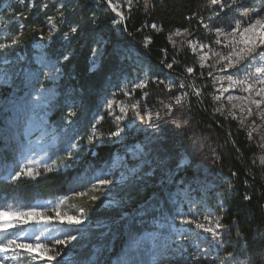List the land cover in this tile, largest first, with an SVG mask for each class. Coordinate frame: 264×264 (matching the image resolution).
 <instances>
[{
    "label": "rangeland",
    "instance_id": "1",
    "mask_svg": "<svg viewBox=\"0 0 264 264\" xmlns=\"http://www.w3.org/2000/svg\"><path fill=\"white\" fill-rule=\"evenodd\" d=\"M21 1L0 0V27L4 25L0 44L5 45L0 49V180L11 182L49 171L75 172L67 189L55 197H38L28 202L0 193V212L8 213L0 218V225L5 221L14 225L0 231V244L16 240L36 249L28 253L10 248L0 252V261L3 264H47L54 244H59L62 254L69 256L75 247L102 233L100 220L93 219L91 211L73 199L86 195L94 201L103 199L95 212L115 206L123 209V215H127L129 209L136 210L133 223L139 228L123 239L120 249L113 253L112 264H249L245 258H232V249L224 252L226 204L220 184L227 179L215 178L208 168L198 176L188 175L189 158L183 150H180L177 167L165 171V158L159 150L155 151L157 146L153 147V141L160 137L157 128L160 114L155 100L148 101L152 85L164 82L168 88L180 87L175 101L188 99L196 95V91L189 88L184 78L175 76L168 66L157 70L145 50L132 38H127L129 44L114 41L113 33L123 34L122 17L118 12L122 13L124 6L130 8L138 0H131V4L127 0H106L111 8L118 5L115 17L106 18L110 31L91 32V70L99 67L102 55L108 51L117 54L121 61V71L106 81L101 92L90 91L96 103L93 110L85 109L81 86L64 87L71 81L69 77L66 82L63 79V63L70 56L72 46L68 32L61 34L62 23L67 20L65 15L49 16V36L46 40L41 37L34 41L32 57L15 48V41L9 38L12 31L7 26L6 13L13 3ZM54 1L59 8L65 2ZM245 2L251 10L264 7V0ZM247 19L248 16L237 20L231 27L207 29L205 34L174 28L168 36L174 45L187 43L197 54L199 64L210 68L215 83L212 98L217 110L247 126L259 148V162L264 166V92L257 95L264 87L257 82L261 76L258 69H264V58L253 53L233 66H229L228 59L232 53L231 31L237 22L243 26ZM69 26L76 28L74 23ZM153 28L161 29L158 25ZM217 29H223L224 33L218 34ZM177 31L180 35L175 34ZM55 36L61 39L58 47L48 43ZM150 41V37L146 38L145 45ZM249 84L252 88L245 90ZM60 97L61 101L55 104ZM166 105L170 107L171 103L166 102ZM110 119L114 120L111 122L114 128L105 123ZM101 128L106 129L109 143L119 146L109 159L95 161L93 148L101 141ZM135 135L139 137L134 138ZM89 153V162H81ZM156 169H162L163 174L154 188H164L163 192L158 193L155 188L150 198H140L134 206L136 197L132 195L138 183L148 181ZM171 184L172 189L166 187ZM29 211L40 215L27 222L12 216ZM68 216L76 217L81 223L70 224ZM197 224L211 227L219 235L214 237L197 228ZM114 236L116 242L117 234ZM40 248H46L47 253Z\"/></svg>",
    "mask_w": 264,
    "mask_h": 264
},
{
    "label": "trees",
    "instance_id": "2",
    "mask_svg": "<svg viewBox=\"0 0 264 264\" xmlns=\"http://www.w3.org/2000/svg\"><path fill=\"white\" fill-rule=\"evenodd\" d=\"M105 2L65 0L62 8H59L54 0H32V4L31 0H23L13 3L6 13L7 26L12 31L9 38L15 41V48L27 57L34 54L33 43L36 39L43 37L46 40L49 36V16L62 14L67 17L68 21L62 23L61 34L68 32L72 46L69 48L70 56L63 63V79L66 82L69 77L71 81L67 80L64 87L68 84L81 86L87 110H93L96 106L90 91L93 89L95 93L101 92L106 81L121 71L118 55L109 51L102 55L98 68L90 69L91 32L110 31L106 18H114L116 15ZM250 10L245 0H235V3L233 0H220L218 4H211L210 0H149L147 7L145 0H138L130 8H122L123 34L113 33V38L115 42L123 41L127 44V38H132L145 50L157 70L171 65L169 68L173 74L184 78L188 86L190 83L196 91V95L178 104L174 96L180 87L168 88L164 82L152 85L148 101L155 100L160 114L157 122L160 137L158 141H153V147L157 146L155 151L159 150L161 157L165 158V171L177 167L180 150H183L189 158L188 175L198 176L204 168H208L215 178L227 179V182L220 184L226 204L223 214L225 232L222 235L224 252L232 249V258L242 257L249 264H264V166L258 159L257 143L250 137L246 125L226 112L217 110L212 98L215 83L210 68L199 64L197 54L187 43L174 45L168 36L174 28L205 34L210 28L231 27L237 20L249 16ZM71 23L76 24V31L69 26ZM154 24L161 29L153 28ZM3 26L0 27V39ZM148 37L151 41L145 45L144 41ZM60 42L61 39L56 36L48 41L53 47H58ZM189 68L192 71L188 72ZM61 90L64 91L62 86ZM61 99L56 98L58 101L55 104ZM166 102H170L171 106L168 107ZM1 111L2 106L0 114ZM112 121L110 119L105 123L114 128ZM99 132L101 141L96 143L93 148L95 154L92 155L95 161L109 159L119 146L109 143L106 129L101 128ZM90 159L89 153L81 162H89ZM161 171L156 169L148 181L138 183L132 195L136 197L134 206L140 198H150L155 188L159 190L158 193L163 192L164 188H154L160 182L163 174ZM74 172L49 171L37 177H20L11 182L1 179L0 193L28 202L38 197H55L67 189ZM166 187L172 189L173 185ZM73 199L91 211L93 219L100 220L102 233L91 236L75 247L69 256L62 254L59 244H54L50 251H53L50 255L54 259H46L47 264H112L113 253L120 249L123 239L139 228L133 223L137 216L136 210L127 209L129 213L123 215V209L115 206L95 212L103 199L94 201L86 195ZM114 234H117L116 242Z\"/></svg>",
    "mask_w": 264,
    "mask_h": 264
},
{
    "label": "snow or ice",
    "instance_id": "3",
    "mask_svg": "<svg viewBox=\"0 0 264 264\" xmlns=\"http://www.w3.org/2000/svg\"><path fill=\"white\" fill-rule=\"evenodd\" d=\"M129 4H131V0H127ZM235 3V0H233ZM149 3V0H145V6L147 7ZM211 4H218L220 3V0H210ZM113 8V11H117L118 5H111ZM221 7L223 5L221 4ZM230 7V6H229ZM264 7L259 9H252L251 14L248 16V19L244 22V25L242 26L241 22H237L236 26L232 29L231 35H232V42L229 45L232 48L231 57H229V66H233L234 64H238L241 61L245 60L246 58L250 57L251 54L255 53L256 55L260 56L261 58H264ZM118 15L122 16V13L118 12ZM243 15V13H242ZM155 27V25H153ZM73 31H76L75 28H73ZM218 34H223V29H217ZM176 35H180L179 31L175 33ZM171 40V37L169 38ZM5 45L0 44V49L4 48ZM234 58V59H233ZM171 67V65H169ZM191 71V69H189ZM259 72H261V76L258 78L257 82L261 85H264V69H258ZM236 83H243V81H237ZM252 88V85L249 84L248 88L245 90H250ZM261 92H264V87L260 88L257 95H259ZM231 99V97H230ZM177 103H181L180 99H177ZM135 107V106H133ZM123 110V109H122ZM264 115V113H262ZM29 174H31L29 172ZM102 183H106V181H102ZM8 213L0 212V218L6 217ZM40 214L35 211H29L27 213L20 212V213H13L12 216L16 220L23 219L24 222H27L28 219L39 216ZM67 220L70 224H79L81 221L73 216H68ZM191 223V221H189ZM11 223L8 221H5L4 224L0 225V231H7L8 228L13 227ZM219 223L217 222V227H220ZM197 228L203 229L205 232L212 233V235L218 236L219 233L215 232L213 228L208 227L205 228L203 224H197ZM71 239H75V237H71ZM14 246V247H12ZM12 249L15 251V249H23L27 251L28 253H32L36 249L33 248V245L29 243H18L16 240H8L7 244H0V252L8 251L9 249ZM43 253H47L46 248H40L39 249ZM15 258V257H14ZM49 260L54 259V257L49 256ZM0 264H3L2 261H0Z\"/></svg>",
    "mask_w": 264,
    "mask_h": 264
},
{
    "label": "water",
    "instance_id": "4",
    "mask_svg": "<svg viewBox=\"0 0 264 264\" xmlns=\"http://www.w3.org/2000/svg\"><path fill=\"white\" fill-rule=\"evenodd\" d=\"M189 86H190V88H191V90H192V87H191L190 83H189Z\"/></svg>",
    "mask_w": 264,
    "mask_h": 264
}]
</instances>
